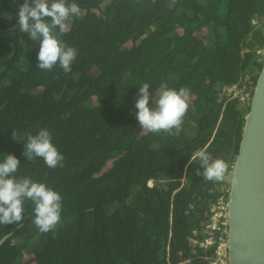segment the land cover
Listing matches in <instances>:
<instances>
[{
    "label": "trees",
    "instance_id": "trees-1",
    "mask_svg": "<svg viewBox=\"0 0 264 264\" xmlns=\"http://www.w3.org/2000/svg\"><path fill=\"white\" fill-rule=\"evenodd\" d=\"M170 1L77 0L81 15L61 39L78 54L64 73L38 69V43L13 28L23 0H0V160L14 155L16 175L57 191L63 205L47 233L34 225L31 201L20 223L0 224V238L11 233L0 264H209L213 250L190 239L204 237L202 221L225 197L248 109L221 87L249 77L253 93L264 0H174L149 22ZM145 82L152 94L190 90L178 135L139 126L134 104ZM40 128L63 167L22 155ZM199 149L225 161L222 181L196 175L199 161H189Z\"/></svg>",
    "mask_w": 264,
    "mask_h": 264
},
{
    "label": "clouds",
    "instance_id": "clouds-1",
    "mask_svg": "<svg viewBox=\"0 0 264 264\" xmlns=\"http://www.w3.org/2000/svg\"><path fill=\"white\" fill-rule=\"evenodd\" d=\"M81 6L77 0H23L18 5L16 23L19 32L38 43L37 68L51 71L57 65L64 73L71 71L77 58V49L68 46L62 39L72 18H79ZM150 84L139 86L134 107L139 126L150 133L161 132L178 135L183 118L189 108L190 90L186 87L162 88L155 96L149 91ZM151 102V103H150ZM18 141L17 131L11 133ZM22 155L27 161L42 158L50 169L63 167L64 157L52 143V134L47 128H40L34 135L27 134ZM198 160L202 175L208 181H222L227 165L221 159H214L206 149L197 150L189 163ZM20 161L12 154L0 160V224L20 223L25 201L34 205L33 223L41 233L53 230L61 221V195L46 184L30 177H18Z\"/></svg>",
    "mask_w": 264,
    "mask_h": 264
},
{
    "label": "water",
    "instance_id": "water-1",
    "mask_svg": "<svg viewBox=\"0 0 264 264\" xmlns=\"http://www.w3.org/2000/svg\"><path fill=\"white\" fill-rule=\"evenodd\" d=\"M226 183L224 263L264 264V60ZM10 234L0 238V246Z\"/></svg>",
    "mask_w": 264,
    "mask_h": 264
},
{
    "label": "built area",
    "instance_id": "built-area-1",
    "mask_svg": "<svg viewBox=\"0 0 264 264\" xmlns=\"http://www.w3.org/2000/svg\"><path fill=\"white\" fill-rule=\"evenodd\" d=\"M256 54L264 60V46L256 50ZM249 77L245 78L242 84L221 87V97L237 96L241 103L248 105L251 98L252 88L249 85ZM226 199L221 197L214 209H212L207 220L202 222L204 237L198 241L192 238V244L203 249H213L209 258V264H225L223 257L224 250V223H225Z\"/></svg>",
    "mask_w": 264,
    "mask_h": 264
},
{
    "label": "rangeland",
    "instance_id": "rangeland-1",
    "mask_svg": "<svg viewBox=\"0 0 264 264\" xmlns=\"http://www.w3.org/2000/svg\"><path fill=\"white\" fill-rule=\"evenodd\" d=\"M131 43L129 42L127 45H130ZM159 91V90H158ZM157 91V92H158ZM157 92H155L153 95L155 96V94L157 93ZM147 130H144L143 129V132H146ZM111 166V162H108L107 163V165L104 167V169H103V171H106L109 167ZM24 260H31V257H29V256H24ZM32 264H33V262H32Z\"/></svg>",
    "mask_w": 264,
    "mask_h": 264
},
{
    "label": "flooded vegetation",
    "instance_id": "flooded-vegetation-1",
    "mask_svg": "<svg viewBox=\"0 0 264 264\" xmlns=\"http://www.w3.org/2000/svg\"><path fill=\"white\" fill-rule=\"evenodd\" d=\"M102 172H104V171H102ZM226 191V190H225ZM225 199H226V194H225V197H224ZM210 216V215H209ZM203 222V221H202ZM202 227H203V225H202ZM194 239V238H193ZM196 240V239H195ZM190 241H191V243H192V238L190 239ZM198 241H200V240H198ZM213 250V249H212Z\"/></svg>",
    "mask_w": 264,
    "mask_h": 264
}]
</instances>
